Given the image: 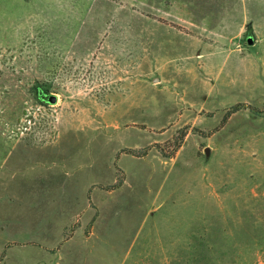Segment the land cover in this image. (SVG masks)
<instances>
[{
    "label": "rangeland",
    "instance_id": "374dc122",
    "mask_svg": "<svg viewBox=\"0 0 264 264\" xmlns=\"http://www.w3.org/2000/svg\"><path fill=\"white\" fill-rule=\"evenodd\" d=\"M0 264H264V0H0Z\"/></svg>",
    "mask_w": 264,
    "mask_h": 264
},
{
    "label": "water",
    "instance_id": "95a60500",
    "mask_svg": "<svg viewBox=\"0 0 264 264\" xmlns=\"http://www.w3.org/2000/svg\"><path fill=\"white\" fill-rule=\"evenodd\" d=\"M246 43L248 44V45H253V43H254V41H253V39L250 37V36H248L247 38H246ZM38 96H39V99L40 100H43L44 98H46V101H47V103H49V104H55L56 103V96H53V95H45V97H41L40 96V93H38ZM206 154L208 155V150L206 149Z\"/></svg>",
    "mask_w": 264,
    "mask_h": 264
},
{
    "label": "flooded vegetation",
    "instance_id": "af4514ba",
    "mask_svg": "<svg viewBox=\"0 0 264 264\" xmlns=\"http://www.w3.org/2000/svg\"><path fill=\"white\" fill-rule=\"evenodd\" d=\"M40 93V96L41 97H45V95L47 96L48 94H44L43 92H39ZM38 98H39V96H38ZM42 102H47L46 101V98H44L43 100H41Z\"/></svg>",
    "mask_w": 264,
    "mask_h": 264
}]
</instances>
